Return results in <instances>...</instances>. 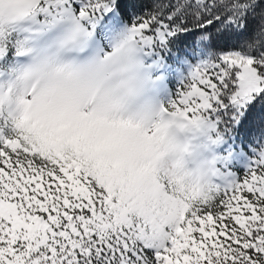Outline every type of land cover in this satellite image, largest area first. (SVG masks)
<instances>
[{
  "label": "snow or ice",
  "instance_id": "snow-or-ice-1",
  "mask_svg": "<svg viewBox=\"0 0 264 264\" xmlns=\"http://www.w3.org/2000/svg\"><path fill=\"white\" fill-rule=\"evenodd\" d=\"M0 264H264V0H0Z\"/></svg>",
  "mask_w": 264,
  "mask_h": 264
}]
</instances>
